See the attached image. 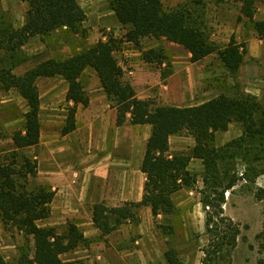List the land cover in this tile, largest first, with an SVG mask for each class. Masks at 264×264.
Segmentation results:
<instances>
[{
  "label": "trees",
  "instance_id": "1",
  "mask_svg": "<svg viewBox=\"0 0 264 264\" xmlns=\"http://www.w3.org/2000/svg\"><path fill=\"white\" fill-rule=\"evenodd\" d=\"M27 4L24 24L14 28L10 24L0 25V87L4 91H17L28 105L25 127L12 134L14 152L5 161H0V220L5 228H16L25 238L32 236L34 254L24 253L13 262H8L0 250V264H81L79 260L65 261L61 255L87 238L75 223L59 232L56 227L42 226L40 220L50 215V203L54 192L39 186L29 189V178L37 173V162L21 156L19 150L39 143L41 133L39 77L62 76L69 84L66 99L73 102L69 107L62 134L77 128L76 113L79 104L87 106L89 95L81 77L85 70L94 69L101 84L118 110L117 124L128 120L133 125H151L152 132L147 140L141 169L147 180L143 199L119 206L98 203L94 208L93 221L103 235L110 234L128 220L136 221L138 211L144 206L151 208L153 215H170L176 211L173 195L183 188L194 187L197 174L189 169L193 159L204 164L208 185L201 191L202 203L207 211L205 229L209 237L203 248L204 264H233V252L238 245L241 228L231 217L225 215L226 193L232 190L239 177L235 173L233 160L238 157L237 149L245 142L258 141L259 154L251 155L252 163L264 153V108L260 99L253 94L232 96L222 93L201 104L192 106L157 105L150 99L139 98L133 85L125 79V69L115 52L119 39L99 40L86 50L68 57L44 60L16 74L15 68L28 60L22 49L35 36L42 38L64 29L80 33L87 13L79 0H20ZM223 1V0H216ZM241 4V13L264 40V20L255 18L256 0H236ZM118 21L126 27V41L141 46L146 37L180 44L197 62L217 53L227 70L236 75L246 50L232 39L221 47L213 41L203 25L197 21L188 7L166 9L163 0H108ZM202 5L205 0H187ZM145 62L159 65L162 77L171 75L170 58L162 46L142 50ZM166 65V67H164ZM130 116V117H129ZM239 123L244 130L241 137L225 146L216 145V133L227 131L232 123ZM189 133L195 146L189 152L172 153L170 138ZM19 157L21 161L19 162ZM246 172V178L255 182L257 174ZM256 197L263 203V228L257 235L258 252L264 256V187L257 189ZM170 234L174 227L165 228ZM168 264H186L177 249L165 252ZM264 264V257L260 260Z\"/></svg>",
  "mask_w": 264,
  "mask_h": 264
},
{
  "label": "rangeland",
  "instance_id": "2",
  "mask_svg": "<svg viewBox=\"0 0 264 264\" xmlns=\"http://www.w3.org/2000/svg\"><path fill=\"white\" fill-rule=\"evenodd\" d=\"M79 2L87 13L81 32L75 34L61 29L44 38L34 37L22 49L23 55L28 57V60L15 68L16 74H22L26 69L44 60L68 57L75 52L86 50L99 40L106 41L113 37L120 41L115 55L125 68V79L132 82L138 77L142 79L147 73L149 77L146 78L148 82L143 95H149L143 99H150L155 106L197 105L227 93L232 96L253 94L260 99L264 108V40L261 43L258 36L256 38L253 36L254 29L243 18L241 4L238 1L205 0L204 4L195 5L187 0H163L164 7L169 10L182 6L191 9L210 38L221 47L228 45L232 39L243 45L246 50L244 61L236 75L227 70L217 53L194 62L187 48L164 38L157 40L146 37L140 47L128 42L125 35L126 27L118 21L108 0H79ZM26 11L27 4L20 0H0V25L10 24L14 28L21 27L25 21ZM157 46L164 47L169 55L172 63L169 68L174 74L170 80H162L160 67L157 64H148L142 58L141 49ZM94 73L97 75L94 69L85 72L82 77L84 86H88ZM38 85L42 92L45 112H49L53 89L57 90L54 92L56 95L54 99L58 101L56 105L59 107V113L64 108L67 110L69 104L66 101L64 88L68 84L63 77L43 79L38 81ZM25 110L26 102L17 91L5 92L0 88V161L13 153L9 152L12 143L7 141V137L13 131L8 125L11 127L12 122L16 125L23 123L21 118ZM20 129L22 128L17 130ZM146 129L145 126L136 128V136L145 135ZM243 133V127L234 122L227 131L216 133V145L225 146L231 140L241 137ZM131 134L129 130V135ZM195 143L194 137L186 132L170 138L172 153L189 152ZM261 148L258 141L245 142L237 149L238 157L233 160L239 180L236 186L226 193L227 201L224 204L225 215L231 217L241 228L238 245L233 252V264H261L260 260L264 257L258 252L257 243V235L263 228V203L256 197L257 189L264 187V153L261 154L260 160L252 163L256 172L251 171V155L253 157V153L258 155ZM190 170L197 174V184L180 192L174 201L176 211L173 214L166 217L162 215L155 220L160 231V256L169 248H175L186 264H204L203 248L208 244L209 237L205 229L207 211L201 201V191L208 185V177L204 164L199 159H193ZM246 172L250 175L257 174L255 182L247 180ZM169 225L174 227L173 234L165 229ZM0 228L4 229L0 238V250L8 262L17 260L24 253L33 255L29 239L22 237L19 230L5 228L1 220ZM10 244H15L16 247L13 248ZM84 260L79 259L81 264L86 263Z\"/></svg>",
  "mask_w": 264,
  "mask_h": 264
},
{
  "label": "crops",
  "instance_id": "3",
  "mask_svg": "<svg viewBox=\"0 0 264 264\" xmlns=\"http://www.w3.org/2000/svg\"><path fill=\"white\" fill-rule=\"evenodd\" d=\"M256 6L255 18L264 20V0H256ZM252 34L255 38L258 36L255 30ZM260 42L262 43L263 40L261 39ZM160 70L162 75L161 67ZM145 74L146 76L142 79L138 77L130 82L139 98L149 95H143V91H146V82H148L146 78L149 77L147 73ZM92 75L88 86H84L90 102L87 106L78 105L77 128L66 135L62 134V129L66 124L67 111L73 102L66 99L69 107L67 110L62 109L59 113V107L56 105L58 101L54 99L56 96L54 92L57 90L53 89V100L49 112H45L43 96L39 88L40 141L36 145L19 150L21 156L37 162V173L29 178L28 188L42 186L54 192L49 205L50 215L40 220L39 224L53 226L59 232H63L69 223H75L83 232L88 242L79 244L75 249L62 254L61 257L65 261L85 259V264H160V262L168 264L166 258H163L165 253H161L162 256H160V231L155 222L162 214L155 217L150 207H142L138 211L136 221L128 220L107 235H103L94 224V208L98 203L104 202L107 205L119 206L128 202L142 201L147 177L141 165L152 127L148 124L133 125L129 120L119 126L117 108L108 98L98 75L95 73ZM173 75L172 71L167 78L162 76L161 78L170 80ZM56 77L58 76L39 77L37 84L40 80ZM68 88L69 84L65 85V95H67ZM27 111L26 103L24 112ZM25 113L21 118L23 123L16 125L12 122L11 127L8 125V128L13 131L12 134L19 128L24 129ZM144 126L147 128V133L142 137H137L136 128ZM129 130H131V135H129ZM12 134L7 137V141L12 143V148L9 150L11 153L15 150ZM18 160L20 162L21 157ZM184 189L173 195L174 201ZM3 230L0 228V238ZM20 233L25 238L21 231ZM28 239L32 248L31 252L34 254V238L30 236ZM10 245L13 248L16 247L15 244Z\"/></svg>",
  "mask_w": 264,
  "mask_h": 264
}]
</instances>
